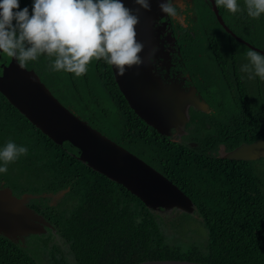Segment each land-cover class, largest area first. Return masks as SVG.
<instances>
[{"label":"trees","instance_id":"trees-1","mask_svg":"<svg viewBox=\"0 0 264 264\" xmlns=\"http://www.w3.org/2000/svg\"><path fill=\"white\" fill-rule=\"evenodd\" d=\"M19 4L14 11L27 7L32 14L34 0H19ZM230 13L246 29L254 22L255 40L263 41L264 14L252 18L245 5ZM204 27L208 29L198 24L196 36L182 37L179 45L182 62L212 111L191 115L186 132L177 131L176 137L160 134L130 108L112 66L103 59L93 60L78 77L53 71L50 64L55 57L47 54L24 65L72 113L175 184L193 202V214L149 208L123 185L82 162L79 150L70 143L52 141L0 93V149L9 141L28 149L8 163L7 172L0 173V188H10L18 198L38 197L30 199L28 206L50 224L49 232L29 236L26 244H35L41 254L50 256V264L154 260L264 264L262 173L253 161L218 155L220 145L231 152L243 144L264 141V105L245 91L240 77L238 85L228 79L224 64L234 61L232 52H218V63L206 61L205 47L213 39ZM246 29L242 32L247 36ZM4 60L9 62L11 57L4 54ZM222 90L227 99H221ZM49 195L61 197L54 201ZM188 218L201 225L202 241L191 239L189 233L196 229L186 225ZM56 238L61 245L54 242ZM0 264L42 263L28 246L0 235Z\"/></svg>","mask_w":264,"mask_h":264},{"label":"water","instance_id":"water-1","mask_svg":"<svg viewBox=\"0 0 264 264\" xmlns=\"http://www.w3.org/2000/svg\"><path fill=\"white\" fill-rule=\"evenodd\" d=\"M127 8L135 12V0H121ZM166 2V0H165ZM160 0H150L151 11L141 9L139 24L136 27L137 40L145 46L146 33L151 29L154 19L164 15L159 8ZM215 12L218 11L215 6ZM222 22L220 16L218 15ZM242 43H248L240 40ZM255 51L259 49L251 47ZM3 53H0V62ZM144 63L131 66L120 75L112 66L115 80L130 108L145 123L162 135H170L175 127L178 132L189 121L186 103L179 105L158 88L157 78L147 72L143 51L140 54ZM0 93L20 111L33 125L58 145L65 142L79 150V158L93 170L123 185L151 209L193 214V202L175 184L151 167L149 164L91 127L61 102H59L38 75L21 67L12 57L9 64L0 65ZM178 96V94H176ZM176 99V98H175ZM177 103V104H176ZM201 110H203L201 108ZM196 145V144H193ZM264 155V141L244 144L229 152L226 159L254 161ZM46 196V195H45ZM57 201L60 196H53ZM38 198L32 194L16 197L10 188H0V235L19 242L27 235L37 234V222L50 227L45 219L31 209L30 199ZM136 264H205L184 260H154Z\"/></svg>","mask_w":264,"mask_h":264},{"label":"clouds","instance_id":"clouds-1","mask_svg":"<svg viewBox=\"0 0 264 264\" xmlns=\"http://www.w3.org/2000/svg\"><path fill=\"white\" fill-rule=\"evenodd\" d=\"M216 6L238 11L237 0H215ZM135 12L121 0H34L32 14L27 7L19 11V0H0V53L14 57L23 67L39 55L55 57L50 67L81 76L93 60L103 59L115 66L120 75L131 66H141L144 45L137 40L136 27L141 9L151 11L150 0H135ZM248 15L264 14V0H245ZM160 11L177 17L180 8L174 0H160ZM15 21V25L13 24ZM153 48L149 61L155 55ZM250 65L242 71L255 72L264 80V55L252 49L246 51ZM27 147L12 141L0 149V173L21 155Z\"/></svg>","mask_w":264,"mask_h":264},{"label":"flooded vegetation","instance_id":"flooded-vegetation-1","mask_svg":"<svg viewBox=\"0 0 264 264\" xmlns=\"http://www.w3.org/2000/svg\"><path fill=\"white\" fill-rule=\"evenodd\" d=\"M174 2L180 6L178 9L177 17H168L164 14L162 17L154 19L151 24V29L146 33L145 46L143 50V58L146 61L147 72L150 73L148 66L153 70L151 74L154 75L158 80V88L164 86L180 85L179 89L183 93H188L190 95L176 96V94L170 95L175 102H180V104L173 105V110L180 109L184 106L182 104L186 103V108L188 111L189 121L191 122V115L202 111L201 108L206 113H210V106L207 102L205 93H202L199 89L198 82L194 80L193 76L188 70L187 64L183 61L180 53V42L182 37L185 36L195 37L197 34V25H205L210 31V35L213 39L211 44L207 45L205 48H208L207 51V62L218 63L216 60V54L218 52L230 53L232 52V58L234 61H229L224 64L227 67L230 78L235 81V85H238V78L240 77L242 85L244 83L251 84L252 81L246 80L241 77L240 73V64L238 63L235 55L236 45L243 46L247 49H252L251 47L259 49L261 55H264V48H259L255 44L263 41H256V36L253 34L255 29L254 22L249 25V28L246 29L244 26H241L236 22L234 16L228 11H221L220 8L216 6L215 0H174ZM238 5H245V1L237 3ZM215 6L218 11L222 22L220 21L218 15L215 12ZM208 11V14L203 15L201 11ZM235 20V22L233 21ZM199 22V23H198ZM205 28V27H204ZM207 29V28H205ZM207 29V30H208ZM243 29L249 30L247 36L242 32ZM252 30V32H251ZM241 33V35H240ZM249 39H247V38ZM240 40L248 43H242ZM252 40V42L250 41ZM235 45V46H234ZM155 48L157 51L155 55L148 61L149 55L152 52V49ZM216 48V49H215ZM253 50V49H252ZM255 51V50H254ZM12 58V57H11ZM230 59V58H229ZM11 61V60H10ZM9 61V62H10ZM166 61L168 63L166 64ZM4 60V54L2 55L0 65L9 64ZM219 66L222 67V64L219 63ZM219 78V77H218ZM233 85V86H235ZM232 97H234V89L230 90ZM165 93V92H164ZM192 94V95H191ZM193 95L195 97H193ZM176 98V99H175ZM195 98V99H194ZM177 104V103H176ZM188 125V124H186ZM209 128V127H208ZM187 126L183 128L186 132ZM177 129L172 127L170 133L173 137H176ZM244 145V144H243ZM248 145V144H247ZM229 152L226 151L223 145H220L218 155L222 158L227 156Z\"/></svg>","mask_w":264,"mask_h":264},{"label":"rangeland","instance_id":"rangeland-1","mask_svg":"<svg viewBox=\"0 0 264 264\" xmlns=\"http://www.w3.org/2000/svg\"><path fill=\"white\" fill-rule=\"evenodd\" d=\"M239 1H242V0H239ZM261 43L262 44H260V42L256 43V46L264 48L263 42H261ZM235 50L237 51L235 57H236L238 63L241 65L240 66V70L238 72L240 73L241 77L244 78L245 80L247 78L249 81H252L251 84H249L248 82L244 83L245 91L247 93H249V95H251V97H253L256 100L258 105H264V80H262L259 76H256L254 71H252V72L242 71V68H243L244 65H246V64L250 65V61L246 57V51L248 49L243 47V46L236 45ZM148 61H149V59H148ZM167 63H168V61H166V64ZM148 68H149V70H151L153 72V70L151 68V65H150V67L148 66ZM151 71H150V74H151ZM228 79L231 80V82H233L232 78H228ZM178 86H180V85H178ZM178 86L177 85L164 86L161 89L168 96H170L172 94H178V96L180 94H182V95H190L188 93H183L179 89ZM225 93H226L225 90L221 91V93H220L221 99H225V98L227 99V94H225ZM193 97H195V96L193 95ZM221 102L225 103V104L228 103V102H225V101H221ZM253 162H255L257 166H259V170L261 171L263 179H264V155L261 156L259 159L254 160ZM195 218H197V217L195 216ZM185 221H186V225L188 227L193 225V228L196 229V230L193 231L194 234L193 233H189L192 236L191 239H194V240L199 239L200 241H202L205 238V234H204L203 229L201 228V225L199 223L195 224L194 221H190L189 218L185 219ZM37 223H38V225H37L38 233L37 234H33V235H43V234L47 235L48 232H49L48 229H47L48 226L45 225V223H43V222H37ZM29 236H31V235L25 236L23 238V240L18 239V241L21 242L23 246H28V248H30L32 250V252L36 256H38L40 258L42 264H50V262L48 261L50 256L46 257L45 255L41 254L35 244L34 245L33 244H31V245L26 244V243H28L27 239L29 238ZM54 242L61 245V240L59 238H56L54 240ZM39 254H40V256H39Z\"/></svg>","mask_w":264,"mask_h":264}]
</instances>
